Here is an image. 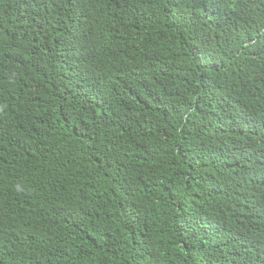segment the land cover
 I'll return each mask as SVG.
<instances>
[{"label": "trees", "instance_id": "1", "mask_svg": "<svg viewBox=\"0 0 264 264\" xmlns=\"http://www.w3.org/2000/svg\"><path fill=\"white\" fill-rule=\"evenodd\" d=\"M0 264H264V0H0Z\"/></svg>", "mask_w": 264, "mask_h": 264}]
</instances>
